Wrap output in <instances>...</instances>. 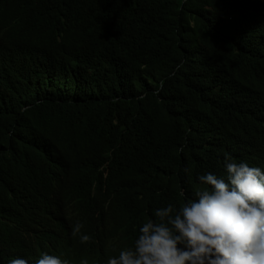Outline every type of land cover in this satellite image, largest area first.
Here are the masks:
<instances>
[{
    "label": "clouds",
    "instance_id": "clouds-1",
    "mask_svg": "<svg viewBox=\"0 0 264 264\" xmlns=\"http://www.w3.org/2000/svg\"><path fill=\"white\" fill-rule=\"evenodd\" d=\"M231 2L252 6L254 22L247 34H264V0ZM24 7L50 10L44 0H0V12ZM87 19L94 21L96 15ZM11 27L0 21V153L10 164L9 178L0 183L8 193L0 194V264H264L260 59L248 57L241 81L233 83L235 94L245 90L243 97L251 105L240 116L241 131L194 110L177 112L190 148L199 152L196 162L213 167L198 177L201 187L194 196L189 197L182 184L166 196L149 193L163 208L132 219L131 187L109 179L115 171L110 160H76L39 129L21 126L23 114L39 112L51 101L39 76L50 65ZM231 35L238 37L237 32ZM90 39L101 48L98 36ZM107 59L113 67L112 57ZM212 136L220 141L213 142ZM185 166L186 159H180L179 170ZM17 185L36 188L37 195L18 200L12 194Z\"/></svg>",
    "mask_w": 264,
    "mask_h": 264
},
{
    "label": "trees",
    "instance_id": "trees-1",
    "mask_svg": "<svg viewBox=\"0 0 264 264\" xmlns=\"http://www.w3.org/2000/svg\"><path fill=\"white\" fill-rule=\"evenodd\" d=\"M44 1L49 11L0 12V21L20 31L24 45L42 52L50 65L39 76L51 101L23 114L21 126L39 129L76 160H110L115 171L109 179L132 186V219L163 208L149 193L166 196L182 184L194 196L198 177L213 167L196 162L199 152L190 148L177 112L194 110L242 130L240 116L251 105L245 90L235 94L233 83L241 81L248 57L264 66V34L246 33L254 22L252 6L231 0ZM91 14L96 20L90 22ZM92 34L101 48L91 43ZM180 159L188 173L179 170ZM9 176V160L0 153V183ZM12 190L18 200L37 195L36 188ZM0 194L8 196L3 188Z\"/></svg>",
    "mask_w": 264,
    "mask_h": 264
},
{
    "label": "bare ground",
    "instance_id": "bare-ground-1",
    "mask_svg": "<svg viewBox=\"0 0 264 264\" xmlns=\"http://www.w3.org/2000/svg\"><path fill=\"white\" fill-rule=\"evenodd\" d=\"M257 47H258V46H257ZM260 56H261V55H260ZM139 174H140V173H139ZM126 176H127V175H126ZM139 176H140V175H139ZM127 177H128V176H127ZM138 178H140V177H138ZM135 179H136V178H135ZM133 181H134V180H133ZM130 182H131V181H130ZM126 183H127V182H126ZM136 184H137V183H135V185H136ZM138 184H139V183H138ZM140 184H141V183H140ZM129 185H130V184H129ZM131 185H132V184H131ZM139 186H140V185H139ZM139 186H138V187H139ZM131 187H132V186H131ZM135 187H136V186H135ZM135 190H138V189H135ZM135 190H134V188H133V191H135ZM133 191H132V192H133Z\"/></svg>",
    "mask_w": 264,
    "mask_h": 264
}]
</instances>
